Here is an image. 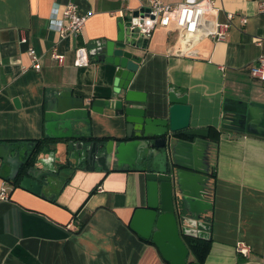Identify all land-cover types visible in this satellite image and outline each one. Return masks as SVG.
Returning <instances> with one entry per match:
<instances>
[{"label":"crops","instance_id":"crops-1","mask_svg":"<svg viewBox=\"0 0 264 264\" xmlns=\"http://www.w3.org/2000/svg\"><path fill=\"white\" fill-rule=\"evenodd\" d=\"M70 1L88 20L78 36L62 37L56 21ZM261 1L216 0L220 11L209 19L234 15L222 41L205 38L187 48L171 28L157 27L151 37H139L142 49L136 50L143 59L133 87L148 94L150 109L165 113L171 91L186 94L192 125L210 127L206 198L212 207L204 215L211 228L203 264H264V81L251 75L264 54ZM141 9L139 0H0V143L22 148L46 141L45 103L54 92L110 97L115 67L91 55V64L79 67L75 48L116 39ZM29 46L42 56L41 70L33 68ZM55 46L66 56L64 65L51 57ZM91 120L82 125L86 135H123L112 109L92 112ZM84 165L63 171L65 185L52 200L15 185L11 165L0 157V183L7 181L11 196L0 199V264H170L130 226L135 209L147 203L142 169L88 171ZM239 242L250 246V256L238 252ZM194 260L190 251L187 263Z\"/></svg>","mask_w":264,"mask_h":264},{"label":"water","instance_id":"water-1","mask_svg":"<svg viewBox=\"0 0 264 264\" xmlns=\"http://www.w3.org/2000/svg\"><path fill=\"white\" fill-rule=\"evenodd\" d=\"M142 8L123 23L116 39L96 41L89 50L94 62L115 67L113 92L107 98H74L67 91L54 92L45 103L46 141L21 148L0 143V157L12 171L9 180L35 195L53 199L63 188V171L70 162L105 172L140 167L145 173L147 203L135 209L131 228L152 240L170 264H187L186 237L209 240L205 213L209 172L207 152L210 127L192 125V105L186 94L171 91L165 113L149 107L148 94L136 90L134 81L143 57L138 30L133 27ZM17 107L19 99L14 100ZM106 109L121 117L120 137L86 135L92 112ZM63 131L62 133H55Z\"/></svg>","mask_w":264,"mask_h":264},{"label":"built area","instance_id":"built-area-1","mask_svg":"<svg viewBox=\"0 0 264 264\" xmlns=\"http://www.w3.org/2000/svg\"><path fill=\"white\" fill-rule=\"evenodd\" d=\"M128 1V0H123ZM141 8H147L138 16V21L134 28L142 37H151L157 27L171 28L179 37V40L190 47L202 39L211 38L214 41H222L226 38L228 32L234 24V15L228 14L226 21H220L218 18L213 20L208 16L217 17L220 8L216 0H200L197 2H183L178 4H168L163 0H139ZM258 10L264 13V1H261ZM120 11V14L123 15ZM133 18V17H132ZM88 20V14H82L78 5L72 1L68 2L64 9L62 19L56 21V27L62 37L68 35L78 36L84 29ZM132 20V19H131ZM131 20H129L131 22ZM243 22H247L246 17H242ZM21 42L26 43L27 37L23 36ZM28 54L32 61V66L36 70H41L43 66L42 56L37 50L29 46ZM51 57L59 65H64L66 56L58 51L55 46L51 51ZM75 65L79 67L91 64L89 49L80 45L75 48ZM251 75L264 81V54L260 55L256 62L251 66ZM10 188L7 181L2 180L0 183V199H10ZM237 250L244 256H250L251 248L244 242L237 244Z\"/></svg>","mask_w":264,"mask_h":264},{"label":"trees","instance_id":"trees-1","mask_svg":"<svg viewBox=\"0 0 264 264\" xmlns=\"http://www.w3.org/2000/svg\"><path fill=\"white\" fill-rule=\"evenodd\" d=\"M211 131H212L213 137L219 136V133L214 131L213 127H211ZM30 143L41 144L42 140L41 139H35V140H32V142H30ZM17 184L18 183L15 182V185H17ZM80 226H82V224ZM185 239H186V242L190 248L191 253L195 256V260L191 261L187 264H203L205 261V257L209 251L210 240L189 238V237H186ZM148 241L153 243V241H151V240H148Z\"/></svg>","mask_w":264,"mask_h":264},{"label":"flooded vegetation","instance_id":"flooded-vegetation-1","mask_svg":"<svg viewBox=\"0 0 264 264\" xmlns=\"http://www.w3.org/2000/svg\"><path fill=\"white\" fill-rule=\"evenodd\" d=\"M75 162H70L66 167H70L71 165H74Z\"/></svg>","mask_w":264,"mask_h":264}]
</instances>
